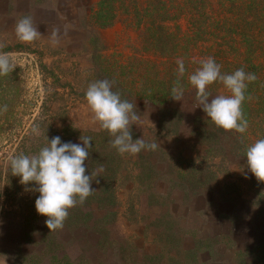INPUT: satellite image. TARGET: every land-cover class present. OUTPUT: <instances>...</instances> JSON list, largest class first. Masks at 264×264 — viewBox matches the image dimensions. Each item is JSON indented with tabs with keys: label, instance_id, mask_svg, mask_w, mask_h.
Listing matches in <instances>:
<instances>
[{
	"label": "rangeland",
	"instance_id": "rangeland-1",
	"mask_svg": "<svg viewBox=\"0 0 264 264\" xmlns=\"http://www.w3.org/2000/svg\"><path fill=\"white\" fill-rule=\"evenodd\" d=\"M203 1L0 0V53L25 80L17 114L0 135V264H243L241 243L228 245L230 223L260 264V181H251L246 148L228 145L195 91L181 101L170 96L182 86L176 61L183 59L191 75L212 56L206 48L238 30V13L243 22L260 12V0ZM24 16L41 33L31 43L15 34ZM103 79L135 104L133 139L154 142L155 150L121 155L111 147L85 99L89 84ZM214 87L209 102L226 95ZM253 119L260 130V116ZM54 136L78 144L90 137L85 174L99 176L63 228L49 231L35 210L34 182L21 184L9 162L37 154ZM240 180L242 188L232 185ZM262 191L264 210V184ZM222 197L247 206H224Z\"/></svg>",
	"mask_w": 264,
	"mask_h": 264
},
{
	"label": "clouds",
	"instance_id": "clouds-1",
	"mask_svg": "<svg viewBox=\"0 0 264 264\" xmlns=\"http://www.w3.org/2000/svg\"><path fill=\"white\" fill-rule=\"evenodd\" d=\"M15 34L24 43H31L41 35L28 16L17 21ZM51 39L53 44L58 42L57 30H53ZM176 63L179 80L185 73V67L183 59H178ZM199 63L200 67L188 77L190 85L196 90L197 106L202 107L216 127L224 131L245 133L248 121L244 118L241 106L246 98L247 83L255 81L256 75L246 73L243 68L231 74H222L221 66L212 57L202 59ZM13 67L8 55L0 53V75H7ZM216 81H220L230 95H217L209 102L207 88ZM114 84V80L103 79L94 81L87 87L85 99L93 121L112 137L110 145L118 154L137 155L142 150H155L156 143H147L142 138L133 139L131 126L137 125L139 120L135 104L122 99L119 91H113ZM170 96L181 101L183 88L177 84L171 89ZM3 110H7V105ZM79 139L83 144L61 142L59 136H54L50 141L47 139V145L35 155L20 154L10 158L11 174L18 176L21 184L34 182L33 190L39 193L35 199V210L39 215L47 217L44 223L49 231L62 229L69 209L78 203L83 204L96 190L92 187V180L99 174H85V161L92 147L91 138L80 136ZM244 156L248 171L256 180L264 182V138L249 145ZM102 170L101 166L100 171Z\"/></svg>",
	"mask_w": 264,
	"mask_h": 264
},
{
	"label": "trees",
	"instance_id": "trees-1",
	"mask_svg": "<svg viewBox=\"0 0 264 264\" xmlns=\"http://www.w3.org/2000/svg\"><path fill=\"white\" fill-rule=\"evenodd\" d=\"M196 4L204 2L203 0H190ZM255 2V0H253ZM256 3V2H255ZM105 8L106 6L103 4L101 6ZM247 8V7H246ZM251 10V6H249ZM105 10V9H103ZM197 11L199 9L196 8ZM250 10V11H251ZM256 10V15L250 19L242 20V16L238 13V19L240 20L238 30L233 28L231 31L232 35L219 36V41L216 42L215 47L211 46L206 48L205 50L212 51V56L208 55V57L214 58L215 62L221 66L222 74H231L235 70L243 68L246 73H254L256 75V80L253 82L247 83V88L245 90V100L242 103V112L244 118L248 121V128L245 133H237L235 131H224L222 128H218L220 133H225L226 142L228 145H237L241 144V146L245 149L249 145L254 142V137L256 140L260 138H264V0H260V12ZM239 12V11H238ZM248 12V11H246ZM104 13V12H103ZM195 14V13H194ZM109 16L113 19L115 18V14H109ZM208 42L209 40H205ZM229 47V48H227ZM11 64V61H10ZM13 65V64H11ZM14 66V65H13ZM190 70V67H186L185 73L182 76L181 87L183 88V92L195 91L189 81L188 77L190 74H187ZM18 68L15 66L13 70L10 71L7 75H0V135H3L5 130L4 124L11 122L10 115L17 114V109H19L20 98L23 96L25 80L22 74L17 73ZM217 85V89H219V85L223 88V84L220 81H216L208 86L207 91L209 94L212 91V87ZM215 88V87H214ZM226 95H230L227 89H224ZM7 105V110L4 111V106ZM201 111L202 108H200ZM260 116V130L254 127L253 117ZM210 123H213L210 121ZM10 124V123H9ZM260 131V135H257V132ZM232 147V146H231ZM233 160V157L232 159ZM256 180L253 176L251 181ZM258 184V183H257ZM264 182L260 181V191L257 189L255 193L257 196H260V201L254 203V205L258 206L260 204V217L264 219L263 213L264 210L261 208L262 205V186ZM232 185L236 188H242V181L240 182H232ZM221 191V187H220ZM203 192H207V189H203ZM221 203L224 206H229L235 208L240 206H247L244 200H240L237 204H235L234 200L223 198L221 199ZM229 215V214H228ZM229 231L226 235L231 240L230 247L237 248L238 243H241L242 248L238 247L237 252L238 258H244L248 256V260L245 259V263L243 264H254L253 259H249V256L255 253V247L253 246H245L243 242H239V240L235 239V233L237 232V227L232 223L229 224ZM259 245V244H258ZM237 264V263H236ZM240 264V263H238ZM260 264H264V223L260 225Z\"/></svg>",
	"mask_w": 264,
	"mask_h": 264
}]
</instances>
